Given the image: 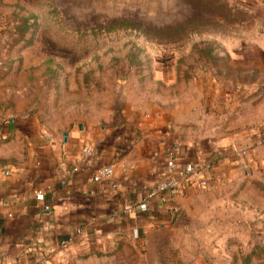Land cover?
<instances>
[{
    "label": "rangeland",
    "instance_id": "1",
    "mask_svg": "<svg viewBox=\"0 0 264 264\" xmlns=\"http://www.w3.org/2000/svg\"><path fill=\"white\" fill-rule=\"evenodd\" d=\"M140 110L200 123L207 138L223 115L215 138L264 147V0H0V129L59 134ZM256 156L183 195L152 242L71 264H264Z\"/></svg>",
    "mask_w": 264,
    "mask_h": 264
},
{
    "label": "crops",
    "instance_id": "2",
    "mask_svg": "<svg viewBox=\"0 0 264 264\" xmlns=\"http://www.w3.org/2000/svg\"><path fill=\"white\" fill-rule=\"evenodd\" d=\"M224 117L217 116L213 138L200 123L185 126L153 110L114 124L80 123L59 134L13 123L2 127L0 264H71L152 242L189 193L169 199L156 191L173 146L177 172L211 164L203 175L211 188L245 174L254 157L264 154L258 145L246 150L215 138L224 130ZM102 168H111V177L93 183ZM37 192L42 201L35 199Z\"/></svg>",
    "mask_w": 264,
    "mask_h": 264
},
{
    "label": "built area",
    "instance_id": "3",
    "mask_svg": "<svg viewBox=\"0 0 264 264\" xmlns=\"http://www.w3.org/2000/svg\"><path fill=\"white\" fill-rule=\"evenodd\" d=\"M178 147L173 146L171 150L166 153V173L162 177V180L156 186L157 193L165 194L169 199H175L182 194L189 191L202 190L211 188V184L207 179L203 177L206 172H209L212 168L208 162H199L198 164L188 167L182 171H176L175 153ZM86 153H90L89 149H85ZM244 155V153H242ZM112 175L111 168H102L98 170L92 177L93 183H99L102 180L109 179ZM37 201H42L44 195L42 192L35 194Z\"/></svg>",
    "mask_w": 264,
    "mask_h": 264
}]
</instances>
